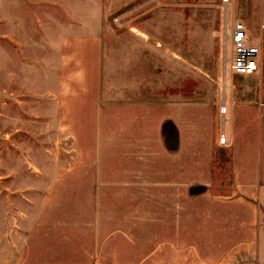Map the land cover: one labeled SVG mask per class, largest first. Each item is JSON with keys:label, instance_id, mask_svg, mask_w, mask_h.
<instances>
[{"label": "rangeland", "instance_id": "374dc122", "mask_svg": "<svg viewBox=\"0 0 264 264\" xmlns=\"http://www.w3.org/2000/svg\"><path fill=\"white\" fill-rule=\"evenodd\" d=\"M227 33L222 0H0V264H166L158 185L114 188L113 165L152 160L146 105L176 73L185 105L229 109ZM226 201L185 190L170 264H242Z\"/></svg>", "mask_w": 264, "mask_h": 264}, {"label": "crops", "instance_id": "0c3cea01", "mask_svg": "<svg viewBox=\"0 0 264 264\" xmlns=\"http://www.w3.org/2000/svg\"><path fill=\"white\" fill-rule=\"evenodd\" d=\"M229 9L231 17L246 25L250 41L260 46L257 72L240 75L238 90L230 91L229 109L223 105L224 115L216 103L185 105L182 75H172L170 87L165 79L158 98L146 105L149 130L141 145L152 160L142 166L143 173L132 165H121L117 172L113 165L114 188L124 177L130 183L133 177L144 179L148 190L158 185L160 251L166 264L178 257V242L183 240L185 190L226 199L222 225L229 235L235 227L242 264H264V0H230ZM222 133L226 145L219 143ZM135 138L123 144L133 146ZM129 152L135 158V152ZM38 257L30 250L23 264H41Z\"/></svg>", "mask_w": 264, "mask_h": 264}, {"label": "built area", "instance_id": "2783aa9c", "mask_svg": "<svg viewBox=\"0 0 264 264\" xmlns=\"http://www.w3.org/2000/svg\"><path fill=\"white\" fill-rule=\"evenodd\" d=\"M224 7V24L226 33L229 26V34L227 33V41L230 42L231 50L227 58V68L232 75L249 76L258 70V58L260 55L259 44L252 43L248 35L246 25L238 18L228 17L230 8V0H222ZM220 113L225 114V106L220 108ZM221 145L228 144V140L222 133L219 138Z\"/></svg>", "mask_w": 264, "mask_h": 264}]
</instances>
